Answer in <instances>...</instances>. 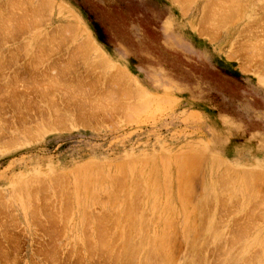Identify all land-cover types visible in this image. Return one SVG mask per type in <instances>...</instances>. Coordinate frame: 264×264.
Instances as JSON below:
<instances>
[{
	"label": "rangeland",
	"instance_id": "obj_1",
	"mask_svg": "<svg viewBox=\"0 0 264 264\" xmlns=\"http://www.w3.org/2000/svg\"><path fill=\"white\" fill-rule=\"evenodd\" d=\"M239 1L0 0V264H264V0Z\"/></svg>",
	"mask_w": 264,
	"mask_h": 264
},
{
	"label": "bare ground",
	"instance_id": "obj_2",
	"mask_svg": "<svg viewBox=\"0 0 264 264\" xmlns=\"http://www.w3.org/2000/svg\"><path fill=\"white\" fill-rule=\"evenodd\" d=\"M39 1H40V0H39ZM193 1H194V0H193ZM224 1H225V0H224ZM244 1H245V0H244ZM247 1H248V0H247ZM180 2H181V1H180ZM186 2H187V1H186ZM186 2H185V3H186ZM233 2H234V1H233ZM235 2H236V1H235ZM237 2H238V1H237ZM241 2H242V0H241ZM241 2L239 1V6H240V3H241ZM181 3H182V2H181ZM188 3H189V2H188ZM227 4H228V3H227ZM237 4H238V3H235V5H237ZM189 5H190V4H189ZM230 5H231V4H230ZM230 5H229V6H230ZM206 6H207V5H206ZM231 6H232V5H231ZM244 6H245V5H244ZM207 7H208V9H209L210 6H207ZM216 7H217V6H216ZM218 7H219V6H218ZM218 7H217V8H218ZM227 7H228V6H227ZM227 7H226V9H227ZM183 8H184V7H183ZM183 8H182V9H183ZM211 8H215V6H213V7L211 6ZM221 8H222V6H220V9H221ZM230 8H231V7H230ZM185 9H186V8H185ZM206 9H207V8H206ZM220 9H217V10H220ZM224 9H225V8H224ZM228 9H229V8H228ZM232 9H233V8H232ZM213 10H214V9H213ZM222 10H223V8H222ZM222 10H220V12H222ZM229 10H230V9H229ZM227 11H228V10H227ZM211 12H214V11L211 10ZM216 13H218V12L215 11V14H216ZM237 13H238V12H237ZM210 14H211V16H212L213 13H210ZM219 15H220V13H219ZM216 16H217V15H216ZM222 16H223V15H222ZM214 17H215V16H214ZM218 17H219V16H218ZM224 17H226V16H223V18H224ZM227 17H228V16H227ZM223 20H224V19H223ZM221 22H222V21H221ZM28 23H29V22H28ZM31 24H32V23H31ZM31 24H30V25H31ZM208 25H209V24H208ZM26 26H27V25H26ZM2 27H3V26H2ZM7 29H8V28H7ZM3 33H4V32H3ZM4 37H5V36H4ZM65 72H66V71H65ZM62 73H63V72H62ZM7 82H8V81H7ZM108 107H109V106H108ZM103 108H104V107H103ZM255 175H256V174H255ZM66 178H67V177H66ZM67 180H68V179H67ZM67 180H66V181H67ZM119 182H120V181H119ZM119 182H118V183H119ZM225 182H226V181H225ZM66 184H67V183H66ZM122 184H123V183H122ZM247 184H248V183H247ZM57 185H58V184H57ZM67 186H68V185H67ZM224 188H225V187H224ZM58 192H59V191H58ZM104 192H105V191H104ZM67 195H68V194H67ZM106 196H107V195H106ZM68 197H69V196H68ZM110 197H111V196H110ZM140 199H141V197H140ZM231 199H232V198H231ZM231 199H230V200H231ZM203 202H204V201H203ZM209 202H210V201H209ZM233 202H234V201H233ZM71 203H72V202H71ZM134 209H135V208H134ZM65 211H66V210H65ZM46 212H47V211H46ZM63 212H64V211H63ZM67 213H68V212H67ZM208 213H209V212H208ZM109 214H110V213H109ZM131 214H132V213H131ZM50 216H51V215H50ZM107 216L109 217V215H106V217H107ZM58 217H59V216H58ZM108 217H107V218H108ZM63 219H64V218H63ZM87 219H89V218H87ZM103 219H105V217H104ZM205 221H206V220H205ZM142 223H143V222H142ZM45 224H46V223H45ZM221 224H222V223H221ZM56 225H57V224H56ZM219 225H220V224H219ZM145 226H146V225H145ZM215 226H216V225H215ZM93 227H94V226H93ZM129 228H130V227H129ZM142 228H143V227H142ZM217 228H218V225L216 226L215 229H217ZM219 228H220V227H219ZM219 228H218V229H219ZM136 229H137V227H136ZM146 230H147V229H146ZM146 230H145V231H146ZM203 230H204V229H203ZM104 231H105V228H104ZM124 231H125V230H124ZM97 232H98V231H96V233H97ZM105 232H106V231H105ZM111 232H112V231H111ZM125 232H126V231H125ZM63 233H64V232H63ZM108 233H109V232H107V234H108ZM98 234H99V233H98ZM93 235H94V234H93ZM101 235H102V234H101ZM129 235H130V234H129ZM96 236H97V235H96ZM102 236H103V235H102ZM102 236H101V238L105 239V242H106V241H109V240H106V238L108 237L107 235H106L107 237H105V238L102 237ZM133 236H134V235H133ZM210 236H211V235H210ZM94 237H95V236H94ZM99 237H100V236H99ZM131 237H132V236H131ZM143 237H145V236H143ZM143 237H142V239H143ZM207 237H208V236H207ZM224 237H225V236H224ZM237 237H238V236H237ZM242 237H243V236H242ZM101 238H100V239H101ZM239 238H240V237H239ZM239 238H238V239H239ZM87 239H88V238H87ZM96 239H97V238H96ZM108 239H109V238H108ZM232 239H233V238H232ZM232 239H231V240H232ZM98 240H99V239H98ZM131 240H132V239H131ZM131 240H130V241H131ZM84 241H85V240H84ZM130 241H129V242H130ZM198 241H199V240H198ZM100 242H102V239H101ZM100 242H99V244H100ZM110 242H111V241H110ZM131 242H132V241H131ZM97 243H98V242H97ZM190 243H191V242H190ZM101 244L104 245L105 243H104V244L101 243ZM89 245H90V244H89ZM102 245H101V247H102V248L105 247L104 249L106 250V246H105L106 244L104 245V247H103ZM108 245H109V244H108ZM92 246H93V245H92ZM94 246H95V245H94ZM97 246H98V244H97ZM110 246H111V245H110ZM134 246H135V244H134ZM151 246H152V245H151ZM88 247H89V246H88ZM130 247H132V246H130ZM137 247L139 248V246H137ZM94 248H95V247H94ZM107 248H108V246H107ZM109 248H110V247H109ZM132 248H133V247H132ZM91 249H92V248H91ZM98 249H99V248H98ZM100 249H101V248H100ZM100 249H99V250H100ZM133 249H134V248H133ZM133 249H131V250H133ZM108 250L110 251V249H108ZM129 250H130V249H129ZM161 250H162V249H161ZM225 250H226V249H225ZM95 251H96V250H95ZM148 251H149V248H148ZM227 251H228V249H227ZM102 252H103V251H102ZM110 252H111V251H110ZM127 252H128V251H127ZM129 252H130V251H129ZM132 252H133V251H132ZM224 252H225V251H224ZM152 253H153V252H152ZM225 253H226V252H225ZM123 254H124V252H123ZM144 254H146V253H144ZM153 254H154V253H153ZM233 254H234V253H233ZM125 255H126V254H125ZM147 255H148V254H147ZM149 255H150V251H149ZM149 255H148V256H149ZM192 255H194V254L192 253ZM195 255H196V253H195ZM224 255H225V254H224ZM118 256H119V255H118ZM134 256H135V255H134ZM154 256H155V255H154ZM156 256H157V255H156ZM160 256H161V255H160ZM160 256H159V258H160ZM54 257H55V256H54ZM128 257H130V256H128ZM144 257H145V256H144ZM164 257H165V256H164ZM164 257H163L162 259H164ZM134 258H135V257H134ZM146 258H147V257H146ZM172 258H173V257H172ZM131 259H132V258H131ZM147 259H148V258H147ZM147 259H146V260H147ZM155 259H156V258H155ZM141 260H142V259H141ZM152 260H153V259H152ZM164 260H166V259H164ZM245 260H246V259H245ZM120 261H121V260H120ZM124 261H125V260H124ZM144 262H145V261H144ZM156 262H157V261H156ZM165 262H166V261H165ZM190 262H191V261H190ZM196 263H197V262H196ZM123 264H124V263H123Z\"/></svg>",
	"mask_w": 264,
	"mask_h": 264
},
{
	"label": "crops",
	"instance_id": "obj_3",
	"mask_svg": "<svg viewBox=\"0 0 264 264\" xmlns=\"http://www.w3.org/2000/svg\"><path fill=\"white\" fill-rule=\"evenodd\" d=\"M183 8V7H182ZM183 11H184V14L185 13H187L186 12V9L185 8H183L182 9ZM187 15V14H186ZM197 27H195L194 25H193V30H197L196 29ZM198 32H199V29L197 30ZM200 34V33H199ZM96 41H97V39H96ZM97 43V50H100V52H103L104 54H105V56H107V58H109V59H111V54H113L114 52H113V50H111V49H109L108 51L109 52H107V51H105V49H103V46H101V44L97 41L96 42ZM177 43H178V45H180V46H182L184 49H186L187 51H191V49L190 48H192V46L190 45V44H187V43H184L181 39H177ZM111 53V54H110ZM115 54V53H114ZM109 55V56H108ZM111 56V57H110ZM111 60H115L113 57H112V59ZM116 61V60H115ZM140 74L139 75H141L140 77H143L144 76V73H143V71L142 70H140V72H139ZM144 78V77H143ZM146 88L147 89H150V90H152L153 91V89H155L156 87H157V85H153V86H151L150 84L151 83H149L147 80H146ZM151 86V87H150Z\"/></svg>",
	"mask_w": 264,
	"mask_h": 264
}]
</instances>
